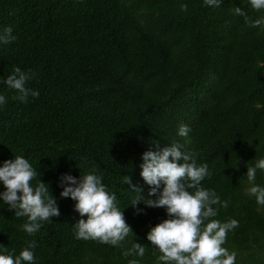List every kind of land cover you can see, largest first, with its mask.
Returning <instances> with one entry per match:
<instances>
[{
    "label": "trees",
    "instance_id": "trees-1",
    "mask_svg": "<svg viewBox=\"0 0 264 264\" xmlns=\"http://www.w3.org/2000/svg\"><path fill=\"white\" fill-rule=\"evenodd\" d=\"M237 6L253 20L264 17L250 0L219 7L204 0H0V32L11 26L16 37L0 43V81L19 67L35 74L27 87L39 93L25 103L0 82V166L27 159L37 171L30 183H47L61 213L29 235L21 228L27 217L0 199V254L7 248L18 256L35 241L34 264H164L147 233L167 219L166 209L142 201L134 208L140 193L122 181L130 176L148 198L142 154L158 150L156 142H179L208 165L212 175L202 186L229 202L213 205L218 213L210 219L238 221L222 247L236 253L235 264H264V205L246 176L264 158V25L249 26L233 13ZM181 124L191 129L190 143L178 135ZM93 168L135 234L123 247L78 239L76 201L60 196L63 174L79 178ZM255 183L264 187V170H256ZM134 242L145 247L142 258L123 255Z\"/></svg>",
    "mask_w": 264,
    "mask_h": 264
},
{
    "label": "clouds",
    "instance_id": "clouds-1",
    "mask_svg": "<svg viewBox=\"0 0 264 264\" xmlns=\"http://www.w3.org/2000/svg\"><path fill=\"white\" fill-rule=\"evenodd\" d=\"M206 6L219 7L221 0H204ZM251 7L260 11L264 9V0H250ZM181 10L187 11V4H181ZM235 15L243 16L251 27L264 25V17L251 19L244 10L237 6L232 9ZM16 37L12 35V28L8 26L0 32V43H11ZM34 73L24 72L19 67L14 68L11 75L2 82L7 87L16 90V99L27 102L29 95L38 97V91L27 87V82ZM6 103V98L0 95V104ZM190 127L181 124L178 135L190 143ZM156 151L148 150L142 154L141 177L149 185L148 198L141 195L143 189L133 184L130 176H123L124 183H128L130 190L139 192L130 203L134 208L142 201L152 208H165L167 219L156 224L147 233V239L160 253L158 260L164 264H235L236 253L222 247L226 242L229 231L238 227V221L231 219L221 223L210 219L217 216L219 205L227 208L228 201H221L217 193L202 186L205 178L210 179L212 173L208 165L197 164L195 153L186 151L184 144L174 142L163 148L156 142ZM171 157V159H170ZM249 189L257 204L264 205V187L257 185L256 170H264V158L259 159L255 166H247ZM37 176V171L23 156L3 161L0 166V182L5 190L0 192V199L15 210L16 217H27V222L21 225L23 231L33 235L39 231L43 221L61 215L57 198L49 189V185L39 179L35 186L30 183ZM163 183V189L160 186ZM59 184L62 187L60 196L71 197L76 201L74 205L82 217L74 225L78 239L95 240L112 246L123 247V243L130 235L135 234L127 224L122 210L118 207L115 193H109L102 183V178L95 174V168L87 171L79 178L70 174H63ZM19 193V194H18ZM155 196V199L151 197ZM137 211H141L137 209ZM87 219H83L84 216ZM36 247L35 241H28L18 256L14 251L4 249L0 254V264H34L35 256L32 251ZM145 247L134 242L132 247L125 250L123 255H145ZM154 251L153 255H156ZM128 264H139L132 259Z\"/></svg>",
    "mask_w": 264,
    "mask_h": 264
}]
</instances>
